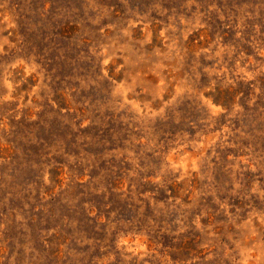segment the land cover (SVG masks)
I'll use <instances>...</instances> for the list:
<instances>
[{
	"label": "rangeland",
	"instance_id": "374dc122",
	"mask_svg": "<svg viewBox=\"0 0 264 264\" xmlns=\"http://www.w3.org/2000/svg\"><path fill=\"white\" fill-rule=\"evenodd\" d=\"M0 264H264V0H0Z\"/></svg>",
	"mask_w": 264,
	"mask_h": 264
}]
</instances>
